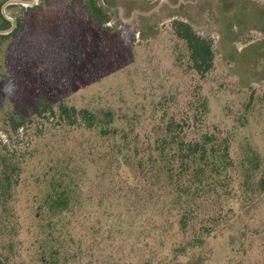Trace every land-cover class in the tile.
Returning <instances> with one entry per match:
<instances>
[{
    "label": "rangeland",
    "instance_id": "374dc122",
    "mask_svg": "<svg viewBox=\"0 0 264 264\" xmlns=\"http://www.w3.org/2000/svg\"><path fill=\"white\" fill-rule=\"evenodd\" d=\"M7 14L13 22L0 26L14 27L0 36V152H14L20 179L0 205L2 255L11 264H40L38 210L53 173L68 168L82 192L69 231L88 236L66 264H170L173 245L183 239L175 198L132 193L119 183L112 148L133 118L141 131L133 147L140 149L162 126V111L184 120L202 96L208 114L190 137L202 128L228 136L241 175L264 160V0H39ZM177 21L213 44L206 78L192 70ZM47 103L56 111L63 103L112 111L118 136L70 126L57 113L37 116ZM14 122L22 123L18 131ZM257 199L250 209L238 206V216L207 238L195 261L264 264V198ZM204 216L200 210L189 235H198Z\"/></svg>",
    "mask_w": 264,
    "mask_h": 264
},
{
    "label": "trees",
    "instance_id": "16d2710c",
    "mask_svg": "<svg viewBox=\"0 0 264 264\" xmlns=\"http://www.w3.org/2000/svg\"><path fill=\"white\" fill-rule=\"evenodd\" d=\"M93 6L94 15H102V10ZM174 30L186 45L192 70L201 79L206 78L214 67L213 44L184 21L175 22ZM36 113L37 116L57 113L68 125L97 131L105 139L118 136V119L112 111L100 113L64 103L56 111L47 103L37 107ZM207 114L208 101L202 96L197 98L196 108L189 111L184 120L175 116L167 118L166 111H162V126L158 127V132L149 135L140 149L139 145L133 147L134 140L141 133L133 125V118L129 127L125 125L121 129L123 133L118 148H112L117 150L114 151L117 162L114 175L119 177V183L128 186L132 193L161 192L175 198V209L179 212L177 233L183 239L173 245L170 264H196L198 261L203 264V257H198L197 261L194 258L207 238L219 233L221 226L225 228L232 223L238 216L235 215L238 206L247 210L252 207L249 202L258 200L257 197L264 198V160L257 158L256 163L250 162L241 175L231 155L228 136L205 131L202 126L197 135L190 137V131L196 129L197 123L202 124ZM21 125L14 122V130L18 131ZM16 159L14 152H0V205L8 202L13 189L19 185L20 167ZM79 190L81 192L71 169H58L53 173L38 210V217H42L41 235L35 244L40 243L37 254L40 264H66L69 258L77 256L81 245L86 242L87 234L76 237L70 234L67 221L73 207L81 205L77 197ZM200 210L207 221L200 224L198 235L193 237L197 231L194 230L191 236L189 230ZM12 218L13 213L6 222L9 224ZM89 227L88 233L93 235L96 227ZM0 251V264H11V259L2 255L1 247Z\"/></svg>",
    "mask_w": 264,
    "mask_h": 264
},
{
    "label": "flooded vegetation",
    "instance_id": "af4514ba",
    "mask_svg": "<svg viewBox=\"0 0 264 264\" xmlns=\"http://www.w3.org/2000/svg\"><path fill=\"white\" fill-rule=\"evenodd\" d=\"M11 1H23L26 2L25 4H20V3H11ZM39 0H7L5 2L0 1V17H2L3 21L0 22V25H3V23H9V22H13V18L7 14V10L12 7V6H24L26 8L32 7L33 5L37 4ZM1 11L3 16L1 15ZM12 27H14V25L11 26V28L9 30H6L5 26H0V36L1 37H5L7 35L11 34L12 31ZM6 30V31H3Z\"/></svg>",
    "mask_w": 264,
    "mask_h": 264
},
{
    "label": "water",
    "instance_id": "95a60500",
    "mask_svg": "<svg viewBox=\"0 0 264 264\" xmlns=\"http://www.w3.org/2000/svg\"><path fill=\"white\" fill-rule=\"evenodd\" d=\"M11 3H20V4H25L26 2H23V1H11Z\"/></svg>",
    "mask_w": 264,
    "mask_h": 264
},
{
    "label": "crops",
    "instance_id": "0c3cea01",
    "mask_svg": "<svg viewBox=\"0 0 264 264\" xmlns=\"http://www.w3.org/2000/svg\"><path fill=\"white\" fill-rule=\"evenodd\" d=\"M0 1L5 2V1H7V0H0Z\"/></svg>",
    "mask_w": 264,
    "mask_h": 264
}]
</instances>
